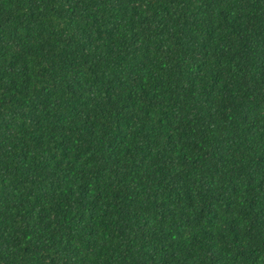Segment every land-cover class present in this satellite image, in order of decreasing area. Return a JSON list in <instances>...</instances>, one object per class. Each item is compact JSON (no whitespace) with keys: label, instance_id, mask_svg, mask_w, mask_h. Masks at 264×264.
I'll list each match as a JSON object with an SVG mask.
<instances>
[{"label":"trees","instance_id":"16d2710c","mask_svg":"<svg viewBox=\"0 0 264 264\" xmlns=\"http://www.w3.org/2000/svg\"><path fill=\"white\" fill-rule=\"evenodd\" d=\"M0 264H264V0H0Z\"/></svg>","mask_w":264,"mask_h":264}]
</instances>
